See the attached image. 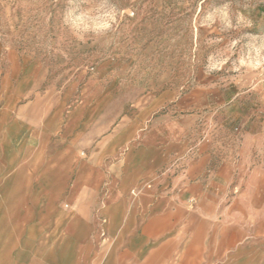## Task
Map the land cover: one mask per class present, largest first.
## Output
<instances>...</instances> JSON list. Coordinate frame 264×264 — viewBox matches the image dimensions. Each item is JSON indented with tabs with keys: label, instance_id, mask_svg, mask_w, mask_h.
<instances>
[{
	"label": "crops",
	"instance_id": "crops-1",
	"mask_svg": "<svg viewBox=\"0 0 264 264\" xmlns=\"http://www.w3.org/2000/svg\"><path fill=\"white\" fill-rule=\"evenodd\" d=\"M12 82L0 66V264H264V125L221 139L215 85Z\"/></svg>",
	"mask_w": 264,
	"mask_h": 264
},
{
	"label": "rangeland",
	"instance_id": "rangeland-1",
	"mask_svg": "<svg viewBox=\"0 0 264 264\" xmlns=\"http://www.w3.org/2000/svg\"><path fill=\"white\" fill-rule=\"evenodd\" d=\"M0 66L42 90L215 85L203 110L226 139L264 125V0H0Z\"/></svg>",
	"mask_w": 264,
	"mask_h": 264
}]
</instances>
